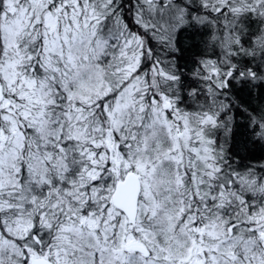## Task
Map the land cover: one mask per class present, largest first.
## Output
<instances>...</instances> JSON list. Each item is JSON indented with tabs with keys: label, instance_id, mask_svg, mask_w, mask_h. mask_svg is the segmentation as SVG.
<instances>
[{
	"label": "snow or ice",
	"instance_id": "1",
	"mask_svg": "<svg viewBox=\"0 0 264 264\" xmlns=\"http://www.w3.org/2000/svg\"><path fill=\"white\" fill-rule=\"evenodd\" d=\"M0 264H264V0H0Z\"/></svg>",
	"mask_w": 264,
	"mask_h": 264
}]
</instances>
